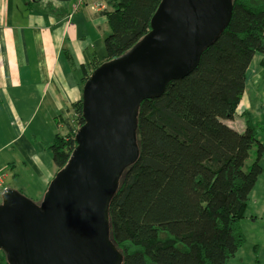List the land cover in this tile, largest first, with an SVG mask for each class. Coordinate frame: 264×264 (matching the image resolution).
Wrapping results in <instances>:
<instances>
[{
    "label": "trees",
    "instance_id": "1",
    "mask_svg": "<svg viewBox=\"0 0 264 264\" xmlns=\"http://www.w3.org/2000/svg\"><path fill=\"white\" fill-rule=\"evenodd\" d=\"M100 1L108 6L106 56L91 55L82 88L147 36L163 0ZM231 3L229 23L196 68L138 107L139 158L122 173L108 208L122 264H229L247 242L242 221L263 174L264 127L248 114L243 132L226 121L236 114L255 56H264V0ZM83 125L82 99L54 119L47 148L55 175L68 165ZM0 264H9L1 250Z\"/></svg>",
    "mask_w": 264,
    "mask_h": 264
},
{
    "label": "water",
    "instance_id": "2",
    "mask_svg": "<svg viewBox=\"0 0 264 264\" xmlns=\"http://www.w3.org/2000/svg\"><path fill=\"white\" fill-rule=\"evenodd\" d=\"M231 1L163 0L147 36L89 76L77 148L42 202L15 189L0 195V250L9 264H122L108 208L122 173L139 158L138 107L196 68L229 23Z\"/></svg>",
    "mask_w": 264,
    "mask_h": 264
},
{
    "label": "crops",
    "instance_id": "3",
    "mask_svg": "<svg viewBox=\"0 0 264 264\" xmlns=\"http://www.w3.org/2000/svg\"><path fill=\"white\" fill-rule=\"evenodd\" d=\"M98 1L87 0L72 13L74 0H0V168L7 174L22 162L47 187L54 179L56 168L47 148L57 132L54 119L68 115L69 107L82 99V69L91 55L106 56L107 17L89 6ZM263 60L255 56L236 114L226 121L238 132L245 130L247 114L264 127ZM259 140L264 145V132ZM7 149L16 157L1 155ZM261 164L263 174L247 209L250 237L260 241L254 244L255 253L264 249V159Z\"/></svg>",
    "mask_w": 264,
    "mask_h": 264
},
{
    "label": "rangeland",
    "instance_id": "4",
    "mask_svg": "<svg viewBox=\"0 0 264 264\" xmlns=\"http://www.w3.org/2000/svg\"><path fill=\"white\" fill-rule=\"evenodd\" d=\"M93 4L94 3L89 5L90 8L92 7ZM69 115H71V113H69ZM236 117L238 118V120L241 119L240 116H236ZM2 126H4V123ZM62 131L65 132L64 130ZM5 133H7V129H5ZM1 155L6 156V157L13 156V158H15L16 152L7 149ZM2 164L3 163H0V167L2 166ZM1 169L2 168H0V172L2 173L0 174V176L2 178H5L6 176H10V177L5 178L4 184L0 185V195L3 194V191L5 189L9 188V189L18 190L20 188L26 193V195L31 200V202L35 204H40L42 202L43 197L46 194L48 187L47 185H45V181L43 180V178L39 175H36L34 171L29 167V165L23 164L22 162H18L16 171L14 172L9 171L8 174L7 172H5V170H1ZM13 174L17 175L18 177L16 179L13 178ZM2 183H3V180H2ZM0 204H1V199H0ZM249 215H250V210H247L246 218L242 221L243 231L247 235L248 243L246 242L244 247L240 250L237 256L229 262V264H264V249L262 248L260 253H255L254 251V248H255L254 244L255 243L260 244V241L254 243L252 237H250L252 228L248 227V224H247L248 223L247 221H250L248 220ZM260 227H262L261 229L264 231V226L261 225Z\"/></svg>",
    "mask_w": 264,
    "mask_h": 264
},
{
    "label": "built area",
    "instance_id": "5",
    "mask_svg": "<svg viewBox=\"0 0 264 264\" xmlns=\"http://www.w3.org/2000/svg\"><path fill=\"white\" fill-rule=\"evenodd\" d=\"M87 0H74L73 5H72V13H76L79 11V9L86 4ZM108 6L106 3L102 1H98L94 3L91 7L92 10L98 12H105L107 10ZM3 178L0 176V182L2 183Z\"/></svg>",
    "mask_w": 264,
    "mask_h": 264
},
{
    "label": "flooded vegetation",
    "instance_id": "6",
    "mask_svg": "<svg viewBox=\"0 0 264 264\" xmlns=\"http://www.w3.org/2000/svg\"><path fill=\"white\" fill-rule=\"evenodd\" d=\"M2 172H0V174H1ZM0 185H2V183L0 184Z\"/></svg>",
    "mask_w": 264,
    "mask_h": 264
}]
</instances>
